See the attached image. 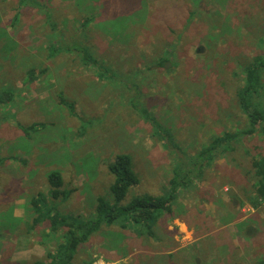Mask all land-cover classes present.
I'll use <instances>...</instances> for the list:
<instances>
[{"label": "rangeland", "instance_id": "rangeland-1", "mask_svg": "<svg viewBox=\"0 0 264 264\" xmlns=\"http://www.w3.org/2000/svg\"><path fill=\"white\" fill-rule=\"evenodd\" d=\"M19 1L0 0V91H13L0 106V264L48 263L55 244L46 222L30 232L29 201L54 202L50 172L74 190L57 211L87 220L94 199L109 198L107 167L121 153L140 180L124 204L164 194L177 164L190 173L188 188L154 238L103 227L74 264H264V203L252 206L251 167L264 136L194 159L213 137L246 127L236 92L242 65L264 56V0ZM73 41L93 67L55 48ZM167 48L165 70L155 64Z\"/></svg>", "mask_w": 264, "mask_h": 264}, {"label": "trees", "instance_id": "trees-1", "mask_svg": "<svg viewBox=\"0 0 264 264\" xmlns=\"http://www.w3.org/2000/svg\"><path fill=\"white\" fill-rule=\"evenodd\" d=\"M22 2L24 1H19L20 6L24 5ZM82 24L84 26L86 20ZM63 45L65 46V48L63 47L64 52L71 54L78 51L79 60L85 67L95 65V58L82 43L78 41L64 42L55 48H61ZM173 56L172 50L167 48L155 66L166 70V64H172L170 59ZM242 66L244 80L243 85L236 92V98L238 107L245 115L246 127L213 137L208 146L202 149L194 159L206 157V160L212 161L215 156L234 151L246 138L250 139L257 133L264 136V101L262 99L264 98V56L253 57ZM28 75L32 76L33 72H29ZM132 88L136 89L137 85L135 84ZM12 100L13 91L8 89L0 91V106L8 105ZM61 103L64 104L63 99H61ZM142 114L148 120L147 122L157 130L156 135L161 138L163 129L156 118L147 112ZM3 162L4 159L0 157V165ZM251 167L257 178L252 206L257 208L264 203V155L253 158ZM107 168L112 177L109 198L96 197L93 203L92 218L87 220H81L79 216L63 215L57 211L58 203L55 201L65 202L74 193V190L63 189L64 182L60 172H50L47 175L49 195L56 204L54 205L53 201L48 202L42 194L31 199L29 203L33 218L29 230L32 232L38 225L46 222L49 232L44 234V237H52L55 248L47 252L48 263L37 261L35 264H74L73 261L79 247L88 243L90 238L96 233H100L103 227L108 229L118 227V231L121 232L128 231L130 233L133 231L138 237L154 238V227L164 214L172 213L171 206L178 190L188 188L187 175L190 173L187 172L184 176L183 168L177 164L173 168V177L169 181V188L164 194L134 197L124 204L129 190L140 183L138 175L133 169L132 157L125 153L117 154ZM83 264H91V262Z\"/></svg>", "mask_w": 264, "mask_h": 264}]
</instances>
